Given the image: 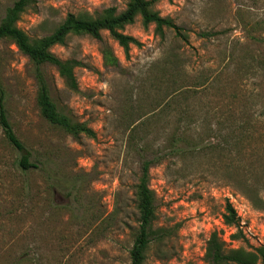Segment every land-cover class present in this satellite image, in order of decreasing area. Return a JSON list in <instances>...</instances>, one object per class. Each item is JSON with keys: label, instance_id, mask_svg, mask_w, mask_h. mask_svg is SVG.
<instances>
[{"label": "rangeland", "instance_id": "1", "mask_svg": "<svg viewBox=\"0 0 264 264\" xmlns=\"http://www.w3.org/2000/svg\"><path fill=\"white\" fill-rule=\"evenodd\" d=\"M15 0H0V22ZM129 0H29L17 26L34 40L70 13L95 16ZM187 40L141 15L101 39L70 33L52 53L72 77L41 64L52 98L96 131L75 136L46 120L36 63L0 39V83L12 125L37 167L0 125V264H132L137 185L150 160L156 226L145 264H204L218 231L230 247L264 244V0H154ZM230 201L245 239L223 214Z\"/></svg>", "mask_w": 264, "mask_h": 264}, {"label": "trees", "instance_id": "2", "mask_svg": "<svg viewBox=\"0 0 264 264\" xmlns=\"http://www.w3.org/2000/svg\"><path fill=\"white\" fill-rule=\"evenodd\" d=\"M29 0H15L13 5L7 8L0 22V39L11 38L21 51L27 54L38 66L36 79L38 82L37 103L42 116L51 124L59 126L69 133L78 136L87 134L96 137V131L85 122L75 121L62 112L52 98L50 86L41 64L50 63L56 65L59 70L72 77L71 66L56 57L51 47L64 42L70 33H87L101 39V32L107 30L125 48L129 47L133 40L131 36L121 30L132 23L137 15H141L145 23H155L157 28L169 27L177 36L187 40L185 29L175 23L168 16H162L153 9L154 0H129L123 10L116 6H109L97 12L95 16H78L70 13L63 23L50 35L32 40L28 34L17 26L20 14ZM5 93L0 83V125L8 141L21 152L19 165L23 170L37 167L31 161L32 152L28 150L24 142L17 135L4 102ZM151 161H145L140 182L137 185V199L139 209V228L136 231L130 257L132 264H145L148 250L154 242L164 245L172 237V232L164 226H156V196L149 185V167ZM226 225L234 226L237 231L230 235L233 240L245 239V235L239 225V216L234 205L228 201L223 214ZM204 264H264V244L245 248L243 246L230 247L226 239L214 230L208 241L205 251Z\"/></svg>", "mask_w": 264, "mask_h": 264}]
</instances>
